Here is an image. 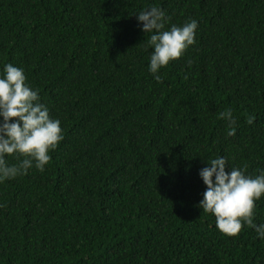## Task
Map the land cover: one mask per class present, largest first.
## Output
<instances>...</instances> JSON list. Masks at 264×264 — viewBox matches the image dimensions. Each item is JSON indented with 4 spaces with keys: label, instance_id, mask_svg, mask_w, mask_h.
<instances>
[{
    "label": "trees",
    "instance_id": "obj_1",
    "mask_svg": "<svg viewBox=\"0 0 264 264\" xmlns=\"http://www.w3.org/2000/svg\"><path fill=\"white\" fill-rule=\"evenodd\" d=\"M151 6L165 30L198 21L159 82L135 15ZM7 63L63 140L44 171L0 183V264H264L252 228L224 235L199 207L206 161L264 170V0H0Z\"/></svg>",
    "mask_w": 264,
    "mask_h": 264
},
{
    "label": "clouds",
    "instance_id": "obj_2",
    "mask_svg": "<svg viewBox=\"0 0 264 264\" xmlns=\"http://www.w3.org/2000/svg\"><path fill=\"white\" fill-rule=\"evenodd\" d=\"M135 15L141 30L152 33L148 70L159 82L160 70L195 43L198 21L191 19L165 30L168 17L162 8L151 6ZM220 118L229 124L227 134L235 135L231 111L220 113ZM62 140L60 120L51 118L38 89L27 83L24 69L4 64L0 73V183L27 175L32 168L44 171L51 159L49 152ZM8 156H16L17 163L10 164ZM206 162L208 166L199 171L206 186L199 207L214 215L215 227L222 234L236 236L248 226L264 240V223H255L256 202L264 197V170L256 176L246 174V166L233 167L223 156Z\"/></svg>",
    "mask_w": 264,
    "mask_h": 264
}]
</instances>
